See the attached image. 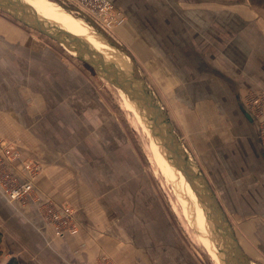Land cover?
<instances>
[{
    "label": "crops",
    "instance_id": "crops-1",
    "mask_svg": "<svg viewBox=\"0 0 264 264\" xmlns=\"http://www.w3.org/2000/svg\"><path fill=\"white\" fill-rule=\"evenodd\" d=\"M236 1L237 5L229 1L227 7V34L213 36L210 53L212 68L227 86L209 88L183 64L178 77L166 64L158 71L200 156L212 154L225 163L222 150H230L226 168L238 172L235 183L243 189L237 191L243 203L237 211L241 220L232 221L235 235L247 257L264 264V147L256 120L244 104L253 97L264 100V0L233 4ZM123 23L124 18L116 26ZM20 24L0 11V143L7 140L19 149L20 159L9 163L19 179L25 178L21 159L43 164L34 188L58 205L73 206L77 230L56 237L34 203L12 204L0 194L1 247L6 259L13 257L19 264H203L161 215L158 221L155 215L149 214L147 220L140 217L138 228L118 220L113 211L104 216L98 192L87 182V141L73 148L61 147L60 142L87 140L85 72ZM224 89L232 92L229 97ZM66 123L79 127L68 128L65 135L60 124ZM255 134L262 159L254 149ZM0 156L4 157L1 151Z\"/></svg>",
    "mask_w": 264,
    "mask_h": 264
},
{
    "label": "rangeland",
    "instance_id": "rangeland-1",
    "mask_svg": "<svg viewBox=\"0 0 264 264\" xmlns=\"http://www.w3.org/2000/svg\"><path fill=\"white\" fill-rule=\"evenodd\" d=\"M49 1L53 2L52 0ZM110 1L120 12L123 11L124 23L118 27L115 25L112 28L104 29L121 43L134 58L142 76L167 112L183 145L206 176L233 227L235 218L241 220L239 216L237 217V211L242 207L243 196L237 195V191L242 189L235 183L238 172L234 173V171L231 172L226 168L228 167L227 155H229L230 150H222L225 153L223 155L224 160H226L225 163L214 159L212 154L200 156L197 151L198 148L195 147L190 138V132L185 129L186 122L183 124L179 121L180 107L174 106L173 98L169 95L170 92H166L164 88V75L162 71L159 72L158 70L166 64L167 70L178 77L183 64L186 72L193 71L200 80L206 81L209 88H216L219 85L227 86L222 84L225 82V78L212 68L214 60L210 53H212L213 36L218 37L227 34V21L230 14L227 9L229 1H231L232 6L237 5V1L235 4H233L235 0ZM20 25L51 43L66 58L72 60L77 67L82 68L85 72L87 77V140L62 139L60 142L61 147L71 146L73 148L81 146L82 141H87V182L95 192H98L97 197L101 202L104 216L113 211L118 220L124 219L130 227L131 224L135 223L134 227L138 228L140 217L147 220L149 214L150 216L155 215L154 218L156 217L158 221V216L161 215L170 221L173 231L203 264H216L199 242L195 230L182 217V206L170 184L154 172L150 159L144 150V139L130 123L129 116L121 105L117 88L97 75L90 66L78 60L55 41L34 29ZM199 34H203L204 38L201 39ZM216 45L218 44L216 43ZM142 53L146 57H142ZM186 62L192 67L191 69ZM187 78L190 77L187 76ZM177 81L179 82V79ZM221 91L228 97L232 93L227 89ZM179 94L180 91L176 95L179 96ZM246 103L244 101L245 107L252 115L250 104ZM254 119L257 123L259 136L264 128V123L259 118L254 117ZM36 125L39 126V124ZM47 125L42 124L43 127H47ZM77 126L79 127L78 123L60 124L65 135L68 128L76 129ZM48 131L46 130L47 133ZM46 135L48 142H51L50 135ZM256 135H253L252 139L255 145L254 149H257L259 153L260 147H258ZM6 141L1 142L5 143ZM12 145L16 147L13 142ZM261 145L264 147L262 142ZM234 151L232 149L231 153L234 154ZM20 157L15 160H19ZM215 157L217 158V156ZM258 157L262 159L260 153ZM26 160L40 164L41 171L37 177L41 175L43 164L37 159L31 158L21 159L20 163ZM220 167H223L224 170H220ZM1 169L0 167V173ZM10 171L19 178L13 170L10 169ZM240 172L243 174L244 171ZM34 192L42 200L50 199L43 197L35 188ZM34 204L37 211L38 206L39 210L42 209L41 203L39 205ZM65 205L71 206L70 204ZM71 207L73 208V206ZM1 249L0 260H5L7 257L3 245Z\"/></svg>",
    "mask_w": 264,
    "mask_h": 264
},
{
    "label": "water",
    "instance_id": "water-1",
    "mask_svg": "<svg viewBox=\"0 0 264 264\" xmlns=\"http://www.w3.org/2000/svg\"><path fill=\"white\" fill-rule=\"evenodd\" d=\"M55 1L65 9L78 13L88 22L113 49L112 54L107 56L88 41L48 22L23 0H0V11L55 41L67 51L73 50V55L78 60L86 63L97 75L126 94L138 110L151 138L197 195L209 221L214 246L222 264H250L251 260L241 248L206 176L183 145L167 112L142 76L129 51L88 14L74 5L65 4L60 0ZM246 116L249 118V113L246 112Z\"/></svg>",
    "mask_w": 264,
    "mask_h": 264
},
{
    "label": "bare ground",
    "instance_id": "bare-ground-1",
    "mask_svg": "<svg viewBox=\"0 0 264 264\" xmlns=\"http://www.w3.org/2000/svg\"><path fill=\"white\" fill-rule=\"evenodd\" d=\"M23 1L28 3L38 15L53 25L67 30L82 40L88 41L96 49L101 50L107 56L112 54L111 52L113 49L105 41H103L98 32L90 24H88V22L80 17L78 13L65 9L55 0H52L54 3L49 0ZM21 11L24 12L25 9H21ZM68 52L72 55L74 54L73 50H68ZM116 91L123 109L129 116L130 123L144 139V150L150 159L154 172L170 184L171 189L177 196V199L182 206V217H184L187 224L195 230L199 242L204 246L205 250L212 257L215 263L222 264L214 246L209 221L206 218L204 210H202L197 195L191 189L182 174L173 168L163 152L160 150L157 143L151 138L149 131L141 119L135 105L129 100L124 92L119 89H116ZM250 264H254V262L251 261Z\"/></svg>",
    "mask_w": 264,
    "mask_h": 264
},
{
    "label": "built area",
    "instance_id": "built-area-1",
    "mask_svg": "<svg viewBox=\"0 0 264 264\" xmlns=\"http://www.w3.org/2000/svg\"><path fill=\"white\" fill-rule=\"evenodd\" d=\"M65 4H71L92 17L102 28L109 29L118 25L123 17L118 8L110 0H60ZM252 110V115L261 119L264 123V100L253 97L248 101ZM264 145V128L259 134ZM0 151L4 157L0 156V194L9 203L25 205L28 203H41L42 209L38 212L43 223L52 228L56 237H64L77 230V223L74 210L69 205H58L53 200H42L34 192V181L41 171V165L37 162L26 160L20 166L25 173L24 179L17 178L9 168V163L19 158L20 151L11 143H0Z\"/></svg>",
    "mask_w": 264,
    "mask_h": 264
},
{
    "label": "trees",
    "instance_id": "trees-1",
    "mask_svg": "<svg viewBox=\"0 0 264 264\" xmlns=\"http://www.w3.org/2000/svg\"><path fill=\"white\" fill-rule=\"evenodd\" d=\"M0 238H1V233H0ZM1 252H2V249H1V242H0V255H1ZM0 264H19V262L13 258V257H10L8 259H2L0 260Z\"/></svg>",
    "mask_w": 264,
    "mask_h": 264
}]
</instances>
